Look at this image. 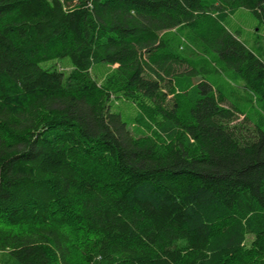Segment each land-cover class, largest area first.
Returning <instances> with one entry per match:
<instances>
[{
  "label": "trees",
  "instance_id": "16d2710c",
  "mask_svg": "<svg viewBox=\"0 0 264 264\" xmlns=\"http://www.w3.org/2000/svg\"><path fill=\"white\" fill-rule=\"evenodd\" d=\"M237 9L264 25V0H0L8 264H264V133L239 140L206 82L188 102L172 89L171 109L160 88L190 67L163 38L183 27L264 101L263 62L223 22ZM61 58L67 75L41 66ZM97 63L114 66L105 85Z\"/></svg>",
  "mask_w": 264,
  "mask_h": 264
},
{
  "label": "rangeland",
  "instance_id": "374dc122",
  "mask_svg": "<svg viewBox=\"0 0 264 264\" xmlns=\"http://www.w3.org/2000/svg\"><path fill=\"white\" fill-rule=\"evenodd\" d=\"M223 22L229 32L235 34L264 64V25L245 9L235 10L224 18ZM163 38L168 41L174 52L188 59L190 66L185 63L173 66V73H177L174 75L173 86L169 84L170 77L164 78L161 83L160 88L167 97L164 102L166 109H171L174 104V98L170 93L172 89L179 92L188 102L196 98L198 84L206 82L220 98L219 105L232 111L233 120L229 125L234 127V133L239 140L247 142L253 139L256 128L264 133V101L249 91L233 70L226 68L214 54L203 50L201 45L192 42L189 33L183 27L164 32ZM41 66L53 67L65 75L72 70L67 58L47 61ZM113 68L114 66L110 64L97 63L91 68L90 75L98 85H105ZM110 96L108 102L110 110L121 116L133 135L147 134L135 122L137 114L135 104L123 99L120 94ZM251 239V236H247L245 246L249 245ZM8 263L5 254L0 252V264Z\"/></svg>",
  "mask_w": 264,
  "mask_h": 264
}]
</instances>
